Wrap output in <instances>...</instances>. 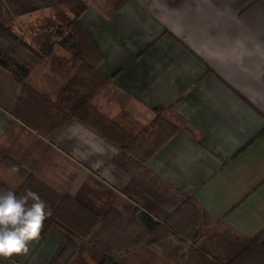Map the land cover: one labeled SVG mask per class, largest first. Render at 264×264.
I'll list each match as a JSON object with an SVG mask.
<instances>
[{
  "label": "crops",
  "instance_id": "obj_1",
  "mask_svg": "<svg viewBox=\"0 0 264 264\" xmlns=\"http://www.w3.org/2000/svg\"><path fill=\"white\" fill-rule=\"evenodd\" d=\"M75 17L91 64L108 79L90 106L111 121L126 113L140 128L159 111L174 132L147 168L237 237L264 232V0H0V22L27 42ZM82 65L54 45L28 81L54 99ZM17 92L0 67V148L8 146L6 107ZM93 100L116 105V114L102 113ZM43 140L70 180L69 196L100 214L124 196L129 177L112 164L118 149L90 127L69 118ZM112 239L134 238L116 231ZM61 243L48 217L27 254L0 257V264H49ZM199 245L169 232L113 256L118 264H198L192 256ZM102 258L84 243L68 264Z\"/></svg>",
  "mask_w": 264,
  "mask_h": 264
},
{
  "label": "trees",
  "instance_id": "obj_2",
  "mask_svg": "<svg viewBox=\"0 0 264 264\" xmlns=\"http://www.w3.org/2000/svg\"><path fill=\"white\" fill-rule=\"evenodd\" d=\"M83 39L76 17L66 28L47 32L36 48L0 22V67L10 72L18 85L6 107L13 120L6 130L8 146L0 148V190L20 195L30 188L50 207L49 218L62 243L49 264H68L84 243L102 253L99 264H118L114 253L169 232L200 242L192 256L198 264H264V232L248 240L237 237L211 221L194 196L173 188L147 168V159L174 132L159 111L147 127L140 128L126 113L118 122L111 121L90 106L108 79L91 64ZM54 45L72 53L83 65L81 75L51 99L38 91L28 76ZM69 118L78 119L114 145L118 154L112 164L129 177L124 196L102 214L68 195L70 180L63 177L66 173H58L60 166L51 163L52 149L49 151L43 140ZM13 166L19 171L13 173ZM116 231L118 236H133V242L116 244L112 239Z\"/></svg>",
  "mask_w": 264,
  "mask_h": 264
},
{
  "label": "clouds",
  "instance_id": "obj_3",
  "mask_svg": "<svg viewBox=\"0 0 264 264\" xmlns=\"http://www.w3.org/2000/svg\"><path fill=\"white\" fill-rule=\"evenodd\" d=\"M11 171L19 169L13 166ZM51 214L46 202L30 188L20 195L0 190V257L27 254L29 245L40 239L44 221Z\"/></svg>",
  "mask_w": 264,
  "mask_h": 264
},
{
  "label": "rangeland",
  "instance_id": "obj_4",
  "mask_svg": "<svg viewBox=\"0 0 264 264\" xmlns=\"http://www.w3.org/2000/svg\"><path fill=\"white\" fill-rule=\"evenodd\" d=\"M6 26V25H5ZM67 24H64L62 23V26H54V27H46L44 28V35L41 36V35H38V36H30L29 39H28V42H33L34 44L37 43V44H40L44 37H45V34L49 31H51V33H54L56 31V29L58 27H62V29L66 28ZM8 27V26H7ZM11 29V28H10ZM12 30V29H11ZM13 31V30H12ZM15 32V31H14ZM16 33V32H15ZM18 34V33H17ZM23 37V36H22ZM93 104L104 114L112 117L116 114L117 112V107L116 105H109V106H106V105H103V103H98L96 102V100H93Z\"/></svg>",
  "mask_w": 264,
  "mask_h": 264
}]
</instances>
